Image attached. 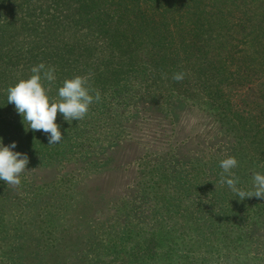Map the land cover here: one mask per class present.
I'll return each mask as SVG.
<instances>
[{
	"label": "rangeland",
	"instance_id": "374dc122",
	"mask_svg": "<svg viewBox=\"0 0 264 264\" xmlns=\"http://www.w3.org/2000/svg\"><path fill=\"white\" fill-rule=\"evenodd\" d=\"M76 1L0 0V129L29 155L37 154L28 159L19 186L0 181V264H82L96 234L108 235L104 264H174L178 252L190 243L197 245L184 231L197 229L192 216L197 208L185 204V224L177 219L174 229L162 216L155 217V188L172 194L170 184L175 181L172 176L168 181V174L180 171L198 179L197 169L217 165L214 174L220 177L219 162L229 156L238 161L234 171L241 187L250 189L252 175L264 174V0H197L198 14L180 19L187 25L184 32L178 30L176 18L173 23L169 19L177 24L169 29L174 34L163 33L164 40L156 46L157 28L147 32L150 39L144 32L151 20L157 19L156 27L162 22L147 0H111L100 7L102 17L97 7L89 8L85 25L79 23L81 18L73 20ZM168 1L163 7L168 3L172 11L173 2ZM187 8L197 9L191 3ZM176 14L181 16L179 10ZM133 29L137 38L146 39H138L125 52L132 49L131 56L137 55L133 62L158 56L164 69L154 85L148 84L152 91L140 105L147 112L122 124L115 150L104 151L109 142L104 135V154L97 158L102 166L83 169L82 164L46 162L38 155L44 132L26 131L14 104H7V89L28 79L30 69L40 63L56 70L54 82L42 81L50 99L58 100L57 89L75 76L88 78L94 88H114L125 79L130 61L116 54L114 45L123 52L124 34ZM177 35L183 40L180 48L174 41ZM178 72L184 73L180 82L172 79ZM237 131L255 135L253 145L237 147ZM172 156L177 158L167 177L159 165L168 164ZM218 188L226 189L225 198L233 200L228 204L220 199L218 209L209 203L214 211L198 222L204 224L200 233L206 236L209 229H217L211 241L224 255L231 252L242 263L246 256L250 264H256L252 258L258 255L264 262V198L239 200L219 181ZM201 199L204 207L210 197ZM153 235L155 244L148 243ZM12 247L20 252L15 255ZM224 255L221 261L229 264Z\"/></svg>",
	"mask_w": 264,
	"mask_h": 264
},
{
	"label": "trees",
	"instance_id": "16d2710c",
	"mask_svg": "<svg viewBox=\"0 0 264 264\" xmlns=\"http://www.w3.org/2000/svg\"><path fill=\"white\" fill-rule=\"evenodd\" d=\"M96 0H77L74 4L76 7V10L74 11V16L76 20H81L79 23H82L83 19L88 16L86 14V10L90 8V10H93L94 8L97 9V11L100 13L99 15L102 17L104 12H101V6L108 4L111 0H99V2H95ZM149 3H152L159 13V19L160 22L159 26L158 23H155L156 20H151V24L147 26L146 31L144 34H146V37L148 36L150 39V33H147L150 28H155L158 32L159 41L155 42V46L158 42L163 41L164 39L161 37L163 33H168L169 35L174 34V32H169L170 27L175 26L177 24H170L173 23L175 18L178 23V30L180 32H184V27L187 25H183L181 23V18H184L185 15H188L189 17H192L194 14H198L200 8H198L197 0H171L173 3L171 4L172 11L168 10V3L165 7H163L164 0H152L149 1ZM170 1V0H169ZM168 1V2H169ZM144 3V1L142 0ZM195 5L197 9L193 8H187L189 5ZM201 4L199 3V6ZM107 6V5H106ZM163 9V10H162ZM175 10H179L181 12V16L176 14ZM195 11V12H193ZM171 12V17H166L167 13ZM125 14V13H124ZM132 14V12H130ZM98 14L96 16H99ZM73 16V17H74ZM144 19H147L145 15L141 16ZM124 17L123 15H120V20L123 21ZM170 19V23H169ZM148 20V19H147ZM145 22V21H143ZM83 24L85 25V22L83 21ZM191 27L198 28V23H192L190 24ZM189 25V26H190ZM184 26V27H183ZM205 27V26H204ZM120 26L118 27V29ZM134 29L129 30L128 33L124 34V37L122 39V43L127 47L123 52H120V49H117V44L114 45L116 54L122 53L120 55L121 58H127L130 60L128 62V65L124 69H126V73H124L125 79L117 85L114 88H110L107 86H102L99 88H94L92 85L91 88L94 90H98L101 95V100L98 103H94L90 106L89 114L87 117L81 121H72V122H66L63 118V116L58 112L56 123L60 126V131L62 133L63 140L59 144L56 145H48V139L47 134L42 136L43 141V147H40V151L38 153L39 157L45 156L47 159H45L46 162L55 160V164L58 163L61 166L64 167V165L70 163V166H78L83 165V169H86L88 167H97L102 166L100 165V160H97L98 155L104 154V151L115 150L119 145V138L122 134V128H124L123 123H128L129 121L133 119H142L143 115L147 112L148 108H141L140 105L142 103L143 97L146 95L147 92L152 91L151 88L149 90V86L154 85L155 78L159 77L160 74L164 73L163 67H161L160 63V57L155 56L149 58L148 60L143 59H137V61L142 62H133L135 60L134 58L137 57V55L133 58L131 56V51L128 53L125 52L128 48L133 47L132 43L139 41L142 43L145 41L146 37H138L134 34ZM197 30H194L196 32ZM204 31V30H203ZM193 32V31H189ZM199 30L197 31V33ZM261 32H264V29L261 30ZM102 34V33H101ZM129 34V35H127ZM174 41L179 43L177 47L182 46L183 40L179 41V36L177 35L174 37ZM113 46V45H112ZM263 53V51H262ZM260 53V54H262ZM129 55V56H128ZM263 55V54H262ZM264 62V61H263ZM131 78V79H129ZM151 85H148L151 83ZM145 87V88H144ZM94 94V92H93ZM4 128L2 130L0 129V135L2 136V139L7 144L11 145L13 142L16 143L17 147L13 149L16 152L24 153L27 155L28 159L33 161L32 155L34 158L37 157L36 152L32 153L31 155L28 154V151L21 147V145H18L15 139L11 137L9 132L7 131V134H3ZM117 133V131H119ZM2 132V133H1ZM104 135L106 137V140L109 139V142L105 145V149L103 151V138ZM235 144L237 147L240 146H246V143L253 145V143L250 141H253V136L251 135L248 137L245 133H242L241 131H237L234 135ZM48 148L43 150V148ZM177 157L172 156L170 161H168V164L160 163L159 166L163 168L162 172L168 177V181L171 180V176L173 181H175L174 185L170 184V190L172 191V194L170 196H166L159 188H155L154 195L152 202L154 205V214L155 217L162 216V220L169 223L170 228L174 229L175 224L177 223V219H181L180 223H184L183 216L181 213V209H185V204L194 205V209L197 208V211L195 212V215L193 216V219L197 221L196 228L197 229H185L191 238L194 237L197 245L194 247L193 243H190V240H186L190 243V246H188L186 249L183 248V251H180L176 254V257L178 256L177 261L174 262V264H223V261H221L224 255V252H221V250L218 249L219 245L215 246L213 241H211V236L213 235V230L217 229H209L206 236H203L201 232L202 229V223H198L200 220L209 218V216H212L211 212L214 211L213 204H216V208H222L220 205V199L228 201V204L233 200L231 197L225 198L226 189H215V184L217 181H219L218 176H216V166L208 167L207 169L199 168L197 169L196 175L200 176V178L195 179L192 177V175L183 176L180 171H177V173L174 174H168L166 172H169L168 167L171 166L170 172L172 170L173 163L175 162ZM167 161V160H166ZM73 163V164H72ZM264 163V162H262ZM69 165V164H68ZM219 167V165H218ZM154 168V167H153ZM161 169V168H160ZM206 170V173L204 172ZM215 170V172H213ZM161 171V170H160ZM202 173V175H201ZM215 173V174H214ZM214 178V184L213 181L210 180V176ZM204 176H208L207 179L203 180ZM167 182V178L165 179ZM164 180V181H165ZM161 184L159 183L157 187H159ZM157 191L161 192L158 193ZM159 195V196H158ZM210 197L208 199L207 205L204 207L202 206L203 201L201 198L204 197ZM193 203V204H192ZM209 203H211V207L209 206ZM240 203V202H238ZM151 211V209H150ZM149 211V212H150ZM229 211V209H228ZM193 213V212H192ZM204 213V215H201ZM151 213H146L147 215ZM189 214V213H188ZM145 216V215H144ZM164 216V217H163ZM205 216V217H203ZM144 219V218H143ZM242 220V219H241ZM239 220V221H241ZM238 221V222H239ZM185 224V223H184ZM200 233V234H198ZM155 236L153 235L152 238L149 239L148 243L155 244V240L153 239ZM108 235L105 234H96L94 238H92V244L93 248L91 247L86 251V253L83 255V261L82 264H104L103 261V249L108 245L107 242ZM145 245L146 247L148 246ZM153 246V245H152ZM197 247L199 249H197ZM18 248V247H17ZM16 247H12V251L14 254H18L20 252ZM141 248V247H140ZM193 249V250H191ZM186 252V253H184ZM182 253V254H180ZM221 253L223 255H221ZM10 259H14V256L10 254ZM225 259L230 262L229 264H241L242 262L239 261V257L237 255L235 256L231 252H225L224 255ZM254 258V259H253ZM252 260H254L256 264H264V262L261 260L262 258L258 255L256 257H253ZM251 260H249L246 256L245 259H243L242 264H250ZM122 264H128L127 261L123 262ZM173 264V263H171Z\"/></svg>",
	"mask_w": 264,
	"mask_h": 264
},
{
	"label": "clouds",
	"instance_id": "9594fccd",
	"mask_svg": "<svg viewBox=\"0 0 264 264\" xmlns=\"http://www.w3.org/2000/svg\"><path fill=\"white\" fill-rule=\"evenodd\" d=\"M32 75L28 79H21L14 86L7 89V104H14L15 111L22 117L26 131H43L47 134L48 145L62 142L63 135L60 126L55 122L58 112L66 122L81 121L89 114L90 106L101 100L98 90L91 88L88 78L75 76L65 79L57 89V99H50L42 81L49 84L56 80L55 68L46 67L40 63L30 69ZM172 79L180 82L184 73H174ZM94 92V94H93ZM17 147L13 142L5 146L0 139V181L8 185L19 186L21 174L26 171L28 157L24 153L15 152ZM221 185L239 198H264V174L256 172L251 177L250 189L240 186V178L236 175L238 161L229 156L219 162Z\"/></svg>",
	"mask_w": 264,
	"mask_h": 264
}]
</instances>
